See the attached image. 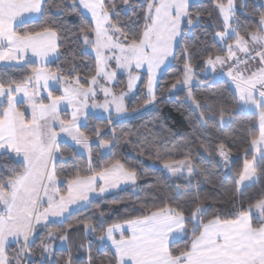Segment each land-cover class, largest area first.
Returning <instances> with one entry per match:
<instances>
[{
  "label": "snow or ice",
  "instance_id": "obj_1",
  "mask_svg": "<svg viewBox=\"0 0 264 264\" xmlns=\"http://www.w3.org/2000/svg\"><path fill=\"white\" fill-rule=\"evenodd\" d=\"M46 3L47 0H0V61H20L31 53L39 58L41 65L33 68L32 74L19 82L12 81L7 85L0 82V150L5 155L15 154L19 157L23 169L14 172L9 179L0 177V205L3 206L0 208V264H21L20 257L30 254L29 238L34 234L36 226L47 227L42 222L49 217L63 216L69 205L88 201L89 193L97 190L98 178L104 183L99 188L101 193L108 187H117L121 182L135 183L136 170L126 169L119 160L99 171L91 167L90 137L81 130L79 121L83 117L86 123L87 101L95 98L97 90L102 91L106 97L112 95V100L106 99L104 104H94V107L109 111L110 105L114 104L117 114L126 111L121 103L122 96L116 97L111 89L100 84L97 79L113 81L119 69L127 71L128 86L131 89L139 79V76L133 74L134 70L147 66L149 98L145 103H152L156 98L153 85L157 72L178 43L176 38L181 35L183 18L189 17L187 23L192 24L188 0H146L143 31L130 36L123 28L112 23L103 0H71L72 10L82 7L91 13L95 21L94 26L85 24L80 29L84 33L85 43L95 47L97 61L96 74L90 77L91 82L85 87L74 70L68 76H62L44 66L49 54L58 51V33L53 27L23 30L30 23V17L35 14L44 15ZM217 8L226 28H230L229 21L234 15L233 0H227V4L217 0ZM90 33H94V40ZM217 35L221 39L234 36L236 48L234 50L232 45L226 44L228 55H217L214 59L209 56L206 61L208 65L215 69L217 64L223 65L228 60H235L237 63L230 68H238L240 63H246L237 57L236 52L250 57L248 40L235 29ZM250 40L264 49V17L261 18L260 28L250 34ZM253 50L257 52L261 63H264V51ZM110 62L115 63V69H111ZM29 63L33 61L29 59ZM228 75L236 82L239 101L261 110L260 137L251 143L261 153L259 160L264 164V67L251 72L247 77L243 72L233 74L231 70ZM191 80L192 66L187 63L184 79L180 83L187 85ZM50 81L57 85L63 83V94L54 95L53 91H47L46 97L38 98L40 90L50 88ZM172 87L175 88L176 84ZM20 94L22 98L18 101L17 96ZM44 99L49 102L44 103ZM25 101L31 108L30 118L18 107V104ZM62 104L72 107L71 119L68 121L60 119ZM225 111L222 106L221 119ZM94 131L99 135V129ZM60 133H66L77 145L88 150V171L91 175L84 176L77 171L70 179L65 177L61 181L58 165L63 152L57 142ZM102 143L107 144L108 141ZM223 149L224 145H220V155L227 159ZM185 164L187 172L191 173L193 167L190 162L181 161L176 167L166 162L164 167L176 174L184 170ZM256 175L257 157L253 155L251 161H245L243 172L236 183L243 184L253 180ZM60 183L67 185L66 195L60 194ZM207 213L208 209L202 203H195L187 214L179 208L160 207L125 221L130 234L126 235L123 224H113L100 239L107 238L114 245L113 264H264V198L253 205H242L232 213H219L206 219ZM85 227L92 228L90 224ZM117 232L119 239L116 238ZM52 235L48 233L49 237ZM10 238L17 244L23 241V246L16 251L12 260L8 257ZM178 238H189L190 243L182 249H176L172 245ZM43 247L45 251H50L49 245ZM66 264H71V259Z\"/></svg>",
  "mask_w": 264,
  "mask_h": 264
},
{
  "label": "trees",
  "instance_id": "obj_2",
  "mask_svg": "<svg viewBox=\"0 0 264 264\" xmlns=\"http://www.w3.org/2000/svg\"><path fill=\"white\" fill-rule=\"evenodd\" d=\"M220 2L225 4L227 0ZM103 4L112 12V23L123 28L128 35L143 31L146 0H127V3L125 0H103ZM238 7L233 27L247 40L260 28L264 7L257 0H247L246 3L239 0ZM188 10L192 24L187 23V17L172 62L158 80L152 104L145 103L149 98L147 76L141 74L136 94L126 101L129 117L109 122L90 116L81 127L92 142L91 167L99 171L119 160L126 169L136 170L138 192L122 190L105 199L91 201L87 208L71 214L62 224L49 226L30 243V254L26 253L23 264H66L69 259L72 264H113L115 252L112 248L107 245L101 247L95 241L113 224H123L148 210L165 206L179 208L187 214L195 203H202L208 209L207 219L215 214L238 211L242 205H253L264 198V164L259 159L257 182L242 190L236 183L243 172L242 156L246 154V160H252L253 154L249 149L251 141L259 137L258 117L240 109L235 92L221 77L224 72L219 71L215 76L205 75L208 57H226V44L235 43V37L228 38L225 45L216 40V35L224 31L217 0H198ZM85 24L93 26L80 8L72 10L71 0H47L44 15L25 25L23 30L53 27L58 33V59L46 68L62 76H68L74 70L81 83L87 86L90 77L96 74L97 66L94 56L84 52V33L80 29ZM187 63H191L195 83L188 91L173 94L177 88L172 85L177 86L183 81ZM36 67L29 61L18 66L0 64V82L5 85L19 82L31 75ZM230 70L237 73L233 67ZM125 88L124 78L119 77L116 92ZM188 96L198 105V110L188 103ZM222 106L226 109L223 117L230 118L224 126L219 123ZM94 129H99V135ZM98 139L111 144L110 153L104 157L95 143ZM220 145L235 157L229 174L225 173L217 158ZM59 146L63 152L58 165L61 180L65 177L70 179L77 171L84 176L92 174L88 171L89 160L84 155L77 153L70 144L61 143ZM186 160L191 161L195 169L189 179L174 181L158 167L166 162ZM22 170L20 162L12 155L0 154V177L6 180L14 172ZM86 224L95 231L88 239L91 243L85 258H79L80 244L75 241L70 242L68 249L54 250L51 255H45L43 245L49 242L47 233L54 232L59 238L66 233H79ZM189 243V238H182L172 246L182 249ZM10 249L17 251L16 246ZM9 256L13 254L8 253Z\"/></svg>",
  "mask_w": 264,
  "mask_h": 264
},
{
  "label": "rangeland",
  "instance_id": "obj_3",
  "mask_svg": "<svg viewBox=\"0 0 264 264\" xmlns=\"http://www.w3.org/2000/svg\"><path fill=\"white\" fill-rule=\"evenodd\" d=\"M257 1H258V4L261 7H264V0H257ZM225 4H227V2ZM238 5H239V0H233V12H234V15H235L236 12H238V9H239ZM80 10L85 16H87V17H89L91 19V21L93 23V26H94L95 25V21L92 18L91 13L88 12L87 10L83 9L82 7L80 8ZM109 13H110V19L112 21V12L109 11ZM218 15H219V17L222 20L223 25H224V31L223 32H229L230 33L231 30L234 29V27H233L234 15L231 18V20L229 21V24L231 25L230 28H226L225 22L223 20V16H222L221 12L219 11V9H218ZM39 16H40V14H39ZM229 37H232V36H225L224 39H221L220 36L216 35V40L220 44L225 45V42H226V40ZM91 39L92 40L95 39L94 33L91 34ZM84 43H85V41H84ZM230 45H232V44H230ZM234 47L236 48V46H234ZM84 52L91 53L94 56L95 60H96V51H95V47L93 45L92 46H88V43H85ZM257 63H259L260 68L264 67V63H261L260 59L258 60ZM249 64L250 63H248V65ZM110 65H111V69H115V63L114 62H110ZM96 66H97V61H96ZM133 74L139 76V79L135 81V83L133 84L131 89L128 86V79H129L128 78V73H127L126 70H123V69H119V70L116 71V77H115V79L113 81L101 80L99 77H97V79L100 82V84H102V85L108 87L109 89H111V93L114 94L116 97H121L122 96L121 103L123 104V107L126 109V101L129 100L130 98H132L136 94V92H137V90L139 88L140 80H141V77H140L141 74H137L136 72H133ZM119 77H123L124 78L125 84H126V88L124 90L120 91V92H116L115 85L117 84V82L119 80ZM90 82L91 81L88 82V85L90 84ZM194 83H195V78H194V73L192 71L191 83L187 84V85L179 83L176 86V88H177L176 90L191 87V86L194 85ZM87 86H85V87H87ZM257 87H259V85ZM47 91H53L54 95H61V94H63V83L57 85V84H55V82L50 81V88L47 89V90H40L39 94H38V98L39 97H46ZM236 92H237L238 97H239V90L237 88H236ZM21 98H22V94L17 96V100L18 101L21 100ZM106 99L111 101L112 100V95H109V96L106 97L104 95V93L102 91H100V90H97L94 99H92V98L88 99V101H87V105L88 106L85 109V112L87 113V120H88V118L90 116H92L94 118H97V119L109 120V116H111V120L112 121H120V120L130 116V114L127 111V109H126V111L117 114L115 112V105L114 104L110 105V110L109 111H106L104 108H101V107H94L93 106L94 104H101V105L104 104ZM187 101L195 110H198V105L193 101L192 97L188 96L187 97ZM43 102L44 103H48L49 101L47 99H44ZM0 103H2V102H0ZM239 105H240V109L244 113L254 114V115H256L258 117L257 127H258V130H259V137H260V132H261V128H260V111L261 110L256 108L255 106H251L250 107L248 105H244L242 102H240ZM18 107H19L20 111L25 112V115L30 118V116H31V108L29 107V105L27 104L26 101L24 103L18 104ZM71 113H72V107L71 106H69L67 104H62L60 106V119L65 120V121L70 120L71 119ZM229 120H230L229 117H223L222 119L221 118L219 119V123H220L221 126H224V125H227ZM79 122L81 124V127L86 124L83 117L80 119ZM57 130L59 131V125L58 124H57ZM259 137L257 139H259ZM103 141L104 140L98 139L95 142L99 146L100 155L102 157L108 155L110 153V148H111V144L110 143L103 144L102 143ZM57 142H58L59 145L61 143H67V144L72 145L76 149L77 153H79L81 155H84L88 159V156H89L88 150L84 149L81 145H77L75 143V141H73L71 139V137L68 136L66 133H60ZM91 144H92V142H90V146H91ZM255 149H256V146L251 144L249 152L252 153L253 155H255L257 157V160H258L260 158V156H261V153L257 152ZM224 152L227 154V159H225V157L220 155V150L218 151L217 158H218V160L220 162V165H221L222 169L225 171L226 174H229L230 173V166H231L232 162L235 160V157L231 156L225 150H224ZM10 155H12L17 161L20 162L19 157H16L15 154H10ZM91 157H92V153H91ZM242 158L244 159V165H245L246 154H244L242 156ZM91 161H92V158H91ZM248 161H250V160H248ZM185 162H190L191 163V165L193 167V171L191 173H188L187 170H186L187 169V164H185V167H184L183 171L178 172L176 174H173L172 172H170L168 168L164 167V165H161V166H158V167L160 169H162L164 171V173L168 177H170L172 180H174V181L183 180V179H189L192 176V174L195 171V169H194L193 163L191 161L186 160ZM179 163L180 162L171 163V164H172V166L176 167V166H179ZM243 169H244V167H243ZM238 180H239V178H238ZM257 180H258V177L256 175V177H254L253 180L245 181L243 184H239L238 185L239 190H242L245 187H248V186H251V185L255 184L257 182ZM61 181H63V180H61ZM103 186H104L103 181L99 180V178H98L97 182H96L97 190L94 193H89L88 201H79L77 203L69 205L68 206V211H66L63 214V216L49 217L47 221H43L42 222V225L43 224H47V227H43L41 225H37L34 234L32 236H30V238H29V245L46 228H48L49 226H51L53 224H62L64 221H66V220H68L70 218L71 214L87 208L89 206V204L91 203V201L105 199L108 196L113 195V194H117V193H119L122 190H132L134 193L138 192L137 177H136L135 183H133L131 181L126 182V183L125 182H121L117 187H115V188L108 187L105 192L101 193V192H99V188L103 187ZM59 188H60V194H62V195H66L67 194L66 191H65L66 188H67V185H65L64 183H60L59 184ZM2 207L3 206L0 205V208H2ZM123 225H124V227L126 229V233L130 234V231L127 230V225L125 223H123ZM92 228L84 227L83 230H81L79 233H76L77 235L76 234H72V233H66L62 237L66 236L67 239H62V237L56 238V235H55L54 232H51V233H53V235L51 237H49L48 233H47L46 239L49 241V242H47L48 243L47 245H49L50 251H45L44 250L45 255H47V254L51 255L54 250L68 249L69 245H70V242L71 241H75V243L78 242L80 244L79 258H85V254H87L88 247H89V245L91 243L88 239H90L92 234H93ZM117 237H119V233L118 232L116 233V238ZM95 241H97L100 244L101 247L103 245H107V246L111 247L112 249H115L114 245L112 244V242L110 240H108L107 238H105L104 240H101L100 237H99V238L95 239ZM11 246H16V248L18 250L20 247L23 246V241L21 240V243L17 244L15 241L11 240V238H10L9 245H8V253H12L13 254V256H9V259L12 260L15 257L16 251L10 249ZM74 255L75 254H73L71 257H73ZM25 257H26V254H23L20 257L21 264H23L25 262ZM71 264H72V261H71Z\"/></svg>",
  "mask_w": 264,
  "mask_h": 264
},
{
  "label": "crops",
  "instance_id": "obj_4",
  "mask_svg": "<svg viewBox=\"0 0 264 264\" xmlns=\"http://www.w3.org/2000/svg\"><path fill=\"white\" fill-rule=\"evenodd\" d=\"M198 0H188V3H189V6L196 3ZM247 0H242L243 3H246ZM39 17V14H35L33 17H30V22L37 19ZM186 19H187V16L183 18L184 22L182 23L181 25V28L183 30V27H184V24L186 22ZM182 33V32H181ZM233 37V36H232ZM180 38H181V35L178 36L176 39L178 41V43H176L173 47V52H172V55L169 56L163 65H161L160 69L158 70L157 72V78H156V81L154 82V85H153V91L155 93V90H156V86H157V83H158V80L160 79V77L165 73V71L168 69V67L170 66L171 62H172V59L174 57V52L180 42ZM231 38V37H229ZM248 40V47H249V50H250V54L254 53L255 51L253 49H259L261 46L259 44H254L251 40H250V37ZM226 43V42H225ZM58 44V43H57ZM88 46H92L91 43H88ZM236 46V42L232 44V47L233 49L235 50V47ZM236 55L237 56H244L245 54L242 53V52H239L237 51L236 52ZM29 59H31V61H33V63L38 66V67H41L40 65V61H39V58L38 57H34L31 55V53L28 54L27 57H25V59L23 60H20V61H13V60H6V61H0V64H5V65H14V66H18V65H22L23 63H25L26 61H29ZM58 59V51L57 53L55 54H49L48 58H47V61H46V64L44 65L45 67L52 64L53 62H55L56 60ZM233 60H228L227 63L223 64V65H220V64H217L215 66V69L212 68V66H208V70L205 72V75H209V76H215L217 72L219 71H222L224 72V75H223V80L228 82L231 86V88L233 89V91L235 92L238 100H239V97H238V94L236 92V82L232 80V77L228 75V72L230 71V64ZM260 68V65L259 63L257 64H246L243 68H241L240 72H243V75L245 77L249 76V74L251 72H256L258 69ZM215 73H214V72ZM134 72H136L137 74H145L147 76V84H148V78H149V74L147 72V66H145L144 68H141V69H138V70H134ZM233 74H236L235 72H233ZM191 87H188V88H184V89H180V90H174L173 94H178V93H181V92H186L190 89ZM146 92H147V96L149 97V93H148V87L146 89ZM240 103V102H239ZM152 104V103H151ZM3 153L2 150H0V154ZM128 233H126L127 235ZM117 239H119V237H117ZM182 238H178L176 242H178L179 240H181ZM114 252H115V249H112Z\"/></svg>",
  "mask_w": 264,
  "mask_h": 264
},
{
  "label": "built area",
  "instance_id": "obj_5",
  "mask_svg": "<svg viewBox=\"0 0 264 264\" xmlns=\"http://www.w3.org/2000/svg\"><path fill=\"white\" fill-rule=\"evenodd\" d=\"M258 50L264 51V49H262L261 47ZM239 59L241 61H246V63H249V62L256 63L260 59V57L257 55V52H255L253 54H250V57L245 55L244 57H239ZM236 63L237 61L234 60L232 66H234ZM246 63H240L238 68L236 67H233V68H235L236 71H238Z\"/></svg>",
  "mask_w": 264,
  "mask_h": 264
}]
</instances>
